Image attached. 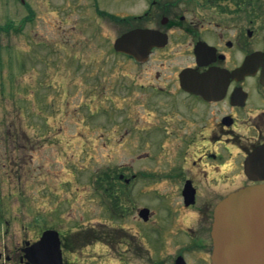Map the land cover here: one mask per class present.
Returning <instances> with one entry per match:
<instances>
[{
  "label": "flooded vegetation",
  "instance_id": "obj_1",
  "mask_svg": "<svg viewBox=\"0 0 264 264\" xmlns=\"http://www.w3.org/2000/svg\"><path fill=\"white\" fill-rule=\"evenodd\" d=\"M87 3L90 7L85 11L80 0H66L60 16H76L82 21V28L87 33L95 30L98 38L101 30L109 29L107 37H100V50L107 51L98 52L102 92L107 82L109 87L120 84V79L112 74L114 69L105 73L106 60L110 65H116L117 60L128 62L143 79V83H137L132 78L125 84L141 89L137 97L136 91L133 92L128 128L118 121L112 127L113 137L105 133L101 136L115 141V151L120 150L122 141L121 147L128 142L130 162L111 171L101 164L97 172L102 178L101 187L95 190L112 187L164 190L159 192L168 201L162 209L167 226L163 228L165 247L161 250V263L211 264V227L216 204L233 190L264 186V0H113L112 5L87 0ZM28 20H22L18 31L22 32ZM56 23L61 28L73 23L70 27L74 28L78 21ZM131 31L139 32L131 38L129 53L116 50L115 40ZM88 35L76 42L81 44L82 51L92 45ZM61 41L67 45L71 38L64 37ZM86 64L89 69L87 61ZM103 99L112 102L107 97ZM112 104L116 110L121 109L115 102ZM21 139L30 142L25 133ZM30 139L34 140L32 145L14 143V150L23 152L18 158L7 148L0 149V169L5 174L0 175V248L5 264H27L24 250L41 234L39 190L34 189L33 180L31 188L35 191L30 206L29 192L22 195L20 191L28 186L21 183L22 174H18L21 163L33 162L26 153L29 147L34 152L39 148V139L35 135ZM102 144H95L98 157L105 153V143ZM9 170L16 173L14 184L18 188V194L11 197L2 191ZM215 189L229 191L218 194L213 201ZM13 198L21 205L9 216L7 202ZM120 203L116 199L114 209L120 207L122 217L138 223L156 222L154 209L135 207L129 217V208ZM104 227L90 228L82 235L79 241L82 248L104 245L121 263L120 250L135 260L147 258L148 262L161 264L153 259L135 227L112 229V245L106 239L110 233ZM104 246L99 248L103 252ZM67 247L63 261L72 264L64 255L73 254V246Z\"/></svg>",
  "mask_w": 264,
  "mask_h": 264
},
{
  "label": "rangeland",
  "instance_id": "obj_2",
  "mask_svg": "<svg viewBox=\"0 0 264 264\" xmlns=\"http://www.w3.org/2000/svg\"><path fill=\"white\" fill-rule=\"evenodd\" d=\"M80 1L87 11L90 4L87 0ZM65 2L66 0H24L25 5L22 6L20 0H0V26L7 23L18 26L25 18L29 19L21 33L10 30V34H1L3 45H0V149L7 148L8 152L18 158L23 152L14 150L16 141L27 146L34 142L30 139L34 138V135L39 139V148L35 149V152L31 147L26 151L32 156L33 162L21 163L22 168L18 174H22L21 183L25 182L28 186L21 187L20 191L22 195L29 192L30 206L34 191L39 190L38 213L41 231L53 225L52 227L60 233L71 230L79 237V234H87L90 228L99 230L101 224L113 229L133 226L151 250L153 259L161 263V250L164 249L165 239L163 228L167 226L163 210L168 201L164 200L165 197L159 192L164 190L112 187L96 191L95 182L91 184L100 174L97 172L101 164L111 171L120 164L130 162L128 142L121 147L122 141L120 150L115 151V141L101 136L105 133L106 136L113 137L115 134L112 133V127L118 121L128 128V112L134 104L133 92L136 91L137 97L141 89L136 85L129 87L130 85L125 84L132 78H136L137 83H143V79L128 62L117 60L116 65H110L111 62L106 60L103 66L105 73H112L114 69L112 74L120 79V84L109 87L110 83L107 82L105 91L102 92L99 84L101 79L98 78V52L107 51L106 48L100 50V37H107L110 31L105 27L98 38L95 30L87 33L82 28V21L76 16H60V11H64L66 7ZM100 2L101 5L113 4V0ZM61 18L66 22L76 20L78 24L71 28L73 23H68L61 28L59 23L54 24L63 21ZM84 35H88L92 41L87 51H82L81 44L76 43L80 42ZM64 37L71 38L67 45L61 41ZM20 64L24 67L20 68ZM118 78H115V83ZM104 97L112 102L103 99ZM114 102L120 110H116L112 104ZM21 132L29 136L30 142L21 139L24 134ZM143 138L147 141L144 136ZM85 140H89V144H86ZM96 143L101 146L105 143L103 157L96 154ZM0 164L2 167L1 159ZM17 171L18 168L15 172ZM0 172L2 175L3 168ZM8 172V181L2 185V191L10 193L11 197L18 194V188L14 184L16 173H11L10 170ZM3 175L5 176L4 173ZM33 180L35 190L31 188ZM87 185L89 186L86 187ZM223 191L229 190L215 189L212 200H216L218 194ZM166 198L170 196L167 195ZM116 199H120L123 208H129V217L133 216L135 207L146 206L154 209L156 222L138 223L122 217L121 208L116 206L114 209ZM20 205L15 198L8 201V215ZM75 239L74 235L70 243L73 246V254L66 253L68 260L74 264H153L148 262L147 258L135 260L120 250L123 259L121 263L116 254L106 246L100 244L104 246V252L99 249L102 246L97 244L82 248L84 246ZM0 252V264H5V255L1 248Z\"/></svg>",
  "mask_w": 264,
  "mask_h": 264
},
{
  "label": "water",
  "instance_id": "obj_3",
  "mask_svg": "<svg viewBox=\"0 0 264 264\" xmlns=\"http://www.w3.org/2000/svg\"><path fill=\"white\" fill-rule=\"evenodd\" d=\"M128 40L129 35L122 37L115 47ZM211 238V264H264V186L238 189L221 200ZM26 258L30 264H61L57 233L45 231Z\"/></svg>",
  "mask_w": 264,
  "mask_h": 264
}]
</instances>
